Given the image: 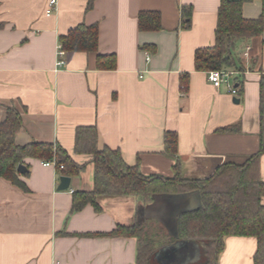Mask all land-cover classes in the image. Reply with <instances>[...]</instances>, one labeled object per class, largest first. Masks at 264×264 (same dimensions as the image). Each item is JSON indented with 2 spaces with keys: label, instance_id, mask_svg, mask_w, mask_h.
<instances>
[{
  "label": "crops",
  "instance_id": "obj_1",
  "mask_svg": "<svg viewBox=\"0 0 264 264\" xmlns=\"http://www.w3.org/2000/svg\"><path fill=\"white\" fill-rule=\"evenodd\" d=\"M47 2L0 0V123L15 110L18 145H58L84 169L65 191L57 190L56 168L40 160L24 161L27 191L0 178V264H135V238L100 235L132 225L145 207L139 199L99 198L100 213L89 205L70 211L72 193L93 187L91 156L74 153L75 130L94 127L98 149L119 151L143 176L172 178L175 161L183 179L244 163L259 144L264 0L241 8L245 19L262 17L263 31L237 46L245 72L232 80L236 97L194 70L195 51L214 44L220 0H94L88 11L87 0H57L50 17ZM182 7L191 8L188 29ZM141 12L158 13L160 29L139 31ZM79 24L97 25V51L64 52L55 70L58 37ZM98 55H114L115 69H97ZM225 127L234 130L219 132ZM164 133L176 135L175 158L164 154ZM259 177L264 182V154ZM255 251L254 238L227 237L218 264H253Z\"/></svg>",
  "mask_w": 264,
  "mask_h": 264
},
{
  "label": "trees",
  "instance_id": "obj_2",
  "mask_svg": "<svg viewBox=\"0 0 264 264\" xmlns=\"http://www.w3.org/2000/svg\"><path fill=\"white\" fill-rule=\"evenodd\" d=\"M94 0H87L86 11ZM245 0H220L217 12L214 44L197 49L194 53V70L199 72L230 71L239 76L245 72L238 44L259 38L263 31V19H245L241 8ZM183 27H190V7L181 8ZM139 31L160 29V16L156 12H141L138 15ZM98 27L79 24L58 37L64 52L95 53L97 51ZM152 46L146 45L145 49ZM114 55H98L99 70H114ZM237 77V78H238ZM240 86V81L234 80ZM22 120L13 109L7 111L0 123V178L23 191H27L21 178L28 176L26 159L54 162L59 177L78 175L84 166L75 163L60 146L51 143L31 142L18 145L16 136L21 130ZM234 127H225L219 132H231ZM259 144L258 151L242 164H223L213 174L203 179H183L179 164L175 161L174 176H143L136 166L127 165L119 151L107 147L98 149L97 132L92 126L78 127L74 134V153L90 155L93 166L90 191H74L71 213L91 206L101 212L99 198L134 197L143 207L153 203L156 196H172L198 192L201 206L178 216L177 239L155 219L138 217L132 225L117 226L107 234L109 238H135V264H158L154 254L176 241L198 243L201 259L191 264H218L219 255L227 237H251L256 240L253 264H264V182L259 177V160L264 154V74L259 79ZM175 133H164V154L176 157ZM23 165L27 172L20 175L17 167ZM62 166V169L59 167Z\"/></svg>",
  "mask_w": 264,
  "mask_h": 264
},
{
  "label": "water",
  "instance_id": "obj_3",
  "mask_svg": "<svg viewBox=\"0 0 264 264\" xmlns=\"http://www.w3.org/2000/svg\"><path fill=\"white\" fill-rule=\"evenodd\" d=\"M235 104L239 100L234 98ZM17 172L20 175H25L27 169L23 165L17 167ZM70 178L62 176L59 178L58 191H65L69 188ZM174 198L175 201H172ZM201 206L200 196L198 192L187 194L172 195V196H156L153 203L147 205L140 210L139 215L142 219H155L167 230L168 234L177 239V222L178 216L182 213L193 211ZM150 213V214H149ZM189 242L195 241H176L170 246L159 249L154 254V259L158 264H174L182 258L180 251L189 249ZM194 262H187L191 264Z\"/></svg>",
  "mask_w": 264,
  "mask_h": 264
},
{
  "label": "built area",
  "instance_id": "obj_4",
  "mask_svg": "<svg viewBox=\"0 0 264 264\" xmlns=\"http://www.w3.org/2000/svg\"><path fill=\"white\" fill-rule=\"evenodd\" d=\"M56 9H57V0H48L44 10V15L46 17H50L56 12ZM248 50L249 47H246L244 56H247ZM63 56H64V51L62 50L61 46L58 44L56 48L55 70H58L64 66ZM235 75H236L235 73L230 71H223V70L209 71L207 73V78L215 88L225 86L227 89V93L236 97L238 91L232 84V80L234 79ZM42 164L43 166L55 167V163L53 161L52 162L43 161ZM59 169H62V166H60Z\"/></svg>",
  "mask_w": 264,
  "mask_h": 264
},
{
  "label": "rangeland",
  "instance_id": "obj_5",
  "mask_svg": "<svg viewBox=\"0 0 264 264\" xmlns=\"http://www.w3.org/2000/svg\"><path fill=\"white\" fill-rule=\"evenodd\" d=\"M243 57L244 54H243ZM174 198L172 201H175ZM150 214V213H149ZM182 258L174 264H187V262H198L201 259V252L198 243L196 242H189V249L186 251H180Z\"/></svg>",
  "mask_w": 264,
  "mask_h": 264
}]
</instances>
